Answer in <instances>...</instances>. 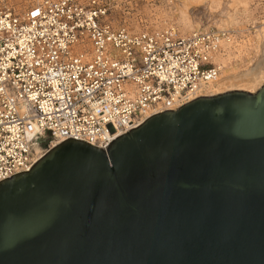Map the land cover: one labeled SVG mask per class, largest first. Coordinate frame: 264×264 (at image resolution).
Masks as SVG:
<instances>
[{
    "label": "water",
    "instance_id": "obj_1",
    "mask_svg": "<svg viewBox=\"0 0 264 264\" xmlns=\"http://www.w3.org/2000/svg\"><path fill=\"white\" fill-rule=\"evenodd\" d=\"M0 264H264V84L0 181Z\"/></svg>",
    "mask_w": 264,
    "mask_h": 264
},
{
    "label": "built area",
    "instance_id": "obj_2",
    "mask_svg": "<svg viewBox=\"0 0 264 264\" xmlns=\"http://www.w3.org/2000/svg\"><path fill=\"white\" fill-rule=\"evenodd\" d=\"M109 0H0V181L73 138L104 150L216 81L231 29L140 31ZM48 141L41 152L40 140Z\"/></svg>",
    "mask_w": 264,
    "mask_h": 264
},
{
    "label": "rangeland",
    "instance_id": "obj_3",
    "mask_svg": "<svg viewBox=\"0 0 264 264\" xmlns=\"http://www.w3.org/2000/svg\"><path fill=\"white\" fill-rule=\"evenodd\" d=\"M109 1L114 5L109 12L113 24L138 31L169 25L182 33L210 27L234 29V42L222 56L226 58V69H242L250 62L264 60V35L261 37L259 32L264 24V0H192L187 8L186 0ZM227 19L231 20L229 25L224 23ZM47 142H38L39 152Z\"/></svg>",
    "mask_w": 264,
    "mask_h": 264
},
{
    "label": "bare ground",
    "instance_id": "obj_4",
    "mask_svg": "<svg viewBox=\"0 0 264 264\" xmlns=\"http://www.w3.org/2000/svg\"><path fill=\"white\" fill-rule=\"evenodd\" d=\"M194 1L186 0L187 8ZM231 22L230 19H227L226 25H229ZM225 27V26H224ZM234 30V29H233ZM261 37L264 35V24L259 29ZM235 34V33H234ZM226 52V51H225ZM219 54L216 60L219 62L221 66V74L216 81L206 83L203 85V91L198 93L197 97L204 96H213L219 93H223L226 91H230L233 89H243L250 92H254L258 90L264 84V60L259 61L257 64L254 62L248 63V66L240 68H227V63L225 62L226 53ZM222 63V64H221ZM224 67V68H223ZM36 151L40 153V149L38 146L36 147Z\"/></svg>",
    "mask_w": 264,
    "mask_h": 264
}]
</instances>
